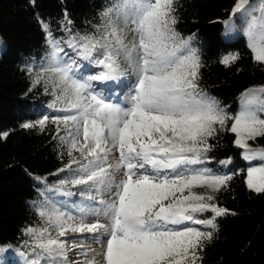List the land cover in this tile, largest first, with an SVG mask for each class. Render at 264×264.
<instances>
[{"label":"snow or ice","instance_id":"obj_1","mask_svg":"<svg viewBox=\"0 0 264 264\" xmlns=\"http://www.w3.org/2000/svg\"><path fill=\"white\" fill-rule=\"evenodd\" d=\"M177 4L178 0H111L100 14L102 23L83 35L72 34V21L65 13L61 23L62 31L70 34L67 42L54 36L49 23L39 21L50 61L34 83L47 74L46 88L50 86L54 95L51 107L59 105L65 113L52 116L51 122L67 130V137L60 139L67 143L69 157L74 152L80 156L59 169L77 165L74 178L61 180L57 191L70 196L73 193L64 191L65 185H83L80 195L86 202L77 208L79 222L50 201L38 206L46 227L23 230L32 241L25 242L32 249L26 264H97L95 256L88 259L94 249L77 244L74 236L71 244L61 239L69 233H87L83 239L100 244L103 264H197L198 250L212 233L187 227L185 222L214 227L215 217L228 214L212 203V195L192 191L197 185L218 191L231 178L192 167L208 159L210 138L233 120L229 130L236 134L235 144L244 150V158L264 162V147L248 143L264 137V87L248 89L235 116L208 97L199 85L202 63L192 46L195 33L182 36L176 30ZM237 14L244 21L247 46L258 62H264V0H237L224 21L228 32L234 31L232 17ZM125 31L132 33L130 40L122 35ZM65 43L76 53L75 59H64ZM237 59L238 53H229L221 63L228 66ZM80 60L99 70L83 76ZM121 61L132 69L135 81L127 100L114 103L118 94L106 96L97 90V82L103 87H109V81L122 83ZM48 121L45 115L22 126L43 130ZM113 150L119 156L110 162ZM121 170L123 177L117 181L114 173ZM247 185L264 193V163L248 169ZM105 193L110 199L103 198ZM209 211L213 218H195L196 213ZM90 217L93 222L87 223ZM12 248L0 245V253ZM69 253L82 259L69 260Z\"/></svg>","mask_w":264,"mask_h":264},{"label":"trees","instance_id":"obj_2","mask_svg":"<svg viewBox=\"0 0 264 264\" xmlns=\"http://www.w3.org/2000/svg\"><path fill=\"white\" fill-rule=\"evenodd\" d=\"M236 2L178 0L175 13L176 30L182 36L195 33L192 46L198 49L202 63L200 88L229 116L237 114L242 91L264 83V62L254 58L247 39L242 35L231 40L222 37V20L230 15ZM110 3L111 0H0V35L5 41L0 54V245L13 246L0 253V261L6 260L7 264H26V259L30 258L32 249L26 247L25 242L31 244L32 241L23 230L29 226L46 227L38 215V206L50 201L79 220L77 208L86 202L80 195L83 185H65L64 191L73 193L70 196L57 191L61 180L74 178L73 170L77 165L74 164L72 170L61 172L59 169L80 156L74 152L69 157L68 145L60 139L67 137V130L63 124L58 127L51 122L52 116L65 113L58 110L59 105L51 107L54 95L50 86L46 88L47 74L40 83H34L50 61V49L39 21L49 23L54 36L67 42L70 34L62 31L61 23L65 13L72 21V34L83 35L102 23L100 14ZM119 26L125 27L123 23ZM131 37L132 33L129 40ZM64 53L66 60L76 58V53L66 43ZM229 53H238L239 59L225 66L221 59ZM79 63V73L83 76L95 75L99 70L87 61ZM121 64L125 72L122 83L109 81V87H103L97 82V90H103L106 96L118 94L119 99L113 100L114 103L127 100L135 81L129 65L123 61ZM45 115L49 116V121L43 130L39 126H22L35 123ZM233 122L227 121L225 129H218L210 138L212 151L207 154L205 163L192 166L231 177L218 191L204 185L192 189L197 194L212 195V203L228 210V214L215 217L214 227L185 222L187 227L212 233L211 240H205L203 248L198 250L201 259L197 264H264V193L247 186V163L242 149L235 144L236 134L229 130ZM258 141L264 143V137H258ZM92 194L96 195L95 190ZM184 194H188L187 190ZM213 216L210 211L195 214V218L201 220ZM73 236L80 244L79 234L71 233L61 239L72 243ZM75 256L69 253V260H75Z\"/></svg>","mask_w":264,"mask_h":264},{"label":"rangeland","instance_id":"obj_3","mask_svg":"<svg viewBox=\"0 0 264 264\" xmlns=\"http://www.w3.org/2000/svg\"><path fill=\"white\" fill-rule=\"evenodd\" d=\"M252 2H254V0H250V3H252ZM229 18H230V15L222 20V23H223L222 37L224 39H226V40L236 39L237 37H239L241 35L246 38V36L243 34V29H244V26H245L244 25V21L240 18L239 14H237V16H235V17H232V21L235 24V29L232 32H228L227 31V27L228 26H226L225 23H224V21L229 20ZM130 34L131 33L128 32V31H125V32L122 33V35H124L127 40H129ZM4 46H5V41L2 38V36L0 35V54L2 53V50L4 49ZM254 87H264V83L250 86V87L246 88L244 91L241 92V94L239 96V99H238L237 113L240 110L242 99H243L244 95L246 94L247 90L250 89V88H254ZM261 118H264V116H262ZM248 143L253 148L264 147V143L258 141V137H256L255 140H249ZM243 151L244 150L242 149V156L244 158ZM118 156H119L118 151L113 150L112 154L109 156V161L110 162H115L118 159ZM245 161L247 163V171H248V169L250 167H259L261 165V163H264V162L260 161L259 159H255V160H251V161L245 159ZM114 174L116 176L117 181H119L123 177V170H121L119 172H116ZM246 182H247V178H246ZM103 198L105 200L110 199V194L105 193ZM76 222H79V220L77 219ZM86 222L87 223L93 222V218L90 217L88 220H86ZM102 222L107 223L106 220H102ZM69 234H71V233H69ZM73 234H79V233H73ZM87 235H88L87 233L79 234V236H77L78 241L80 243H83L84 247L86 249H94L95 250V252H90L89 253L88 259H92V257L95 256L97 264H103L102 255L99 254L102 251V246L100 244H98V243H95L91 239H83V237H86ZM69 244H71V243L69 242ZM77 251H83V249H77ZM70 254L72 255L74 253H70ZM74 258H75V260L76 259H82V257H77V256H75Z\"/></svg>","mask_w":264,"mask_h":264}]
</instances>
